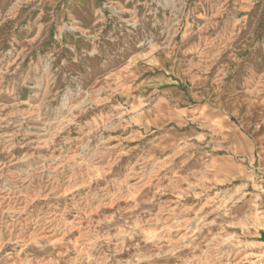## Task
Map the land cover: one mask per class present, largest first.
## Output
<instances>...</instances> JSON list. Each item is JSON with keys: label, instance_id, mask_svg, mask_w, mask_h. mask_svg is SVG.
I'll list each match as a JSON object with an SVG mask.
<instances>
[{"label": "rangeland", "instance_id": "obj_1", "mask_svg": "<svg viewBox=\"0 0 264 264\" xmlns=\"http://www.w3.org/2000/svg\"><path fill=\"white\" fill-rule=\"evenodd\" d=\"M264 0H0V264H264Z\"/></svg>", "mask_w": 264, "mask_h": 264}, {"label": "water", "instance_id": "obj_2", "mask_svg": "<svg viewBox=\"0 0 264 264\" xmlns=\"http://www.w3.org/2000/svg\"><path fill=\"white\" fill-rule=\"evenodd\" d=\"M262 239L264 240V233H263V235H262Z\"/></svg>", "mask_w": 264, "mask_h": 264}]
</instances>
